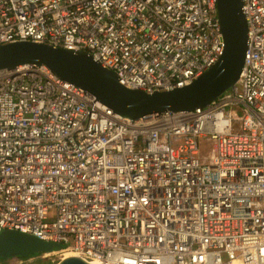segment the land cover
I'll return each mask as SVG.
<instances>
[{
	"label": "built area",
	"instance_id": "2783aa9c",
	"mask_svg": "<svg viewBox=\"0 0 264 264\" xmlns=\"http://www.w3.org/2000/svg\"><path fill=\"white\" fill-rule=\"evenodd\" d=\"M216 1L0 0V44L85 50L128 88L171 90L222 54ZM242 11L241 73L205 107L131 118L45 65L0 69V232L56 244L51 263H264V0Z\"/></svg>",
	"mask_w": 264,
	"mask_h": 264
},
{
	"label": "water",
	"instance_id": "95a60500",
	"mask_svg": "<svg viewBox=\"0 0 264 264\" xmlns=\"http://www.w3.org/2000/svg\"><path fill=\"white\" fill-rule=\"evenodd\" d=\"M243 0H217L216 17L224 47L217 61L192 82L171 90L146 92L123 85L85 50H71L28 40L0 44V69L20 64H42L55 75L81 87L119 115L138 118L164 111H185L209 105L235 85L247 45ZM56 244L16 229L0 232V258L26 257L49 252ZM54 264H91L81 255L68 254Z\"/></svg>",
	"mask_w": 264,
	"mask_h": 264
},
{
	"label": "rangeland",
	"instance_id": "374dc122",
	"mask_svg": "<svg viewBox=\"0 0 264 264\" xmlns=\"http://www.w3.org/2000/svg\"><path fill=\"white\" fill-rule=\"evenodd\" d=\"M36 259H39V260L40 259H48L51 262V258H49L47 256L42 257V256L37 255L35 257H29V258H26V259L22 258L23 262L21 264H34ZM2 260L3 259H0V264H9V260H12V259H8V260L6 259L5 261H2ZM12 264H18V261L16 259L13 260ZM47 264H51V263H47Z\"/></svg>",
	"mask_w": 264,
	"mask_h": 264
},
{
	"label": "trees",
	"instance_id": "16d2710c",
	"mask_svg": "<svg viewBox=\"0 0 264 264\" xmlns=\"http://www.w3.org/2000/svg\"><path fill=\"white\" fill-rule=\"evenodd\" d=\"M41 253H34V254H31V255H28V256H26V257H19V258H24V259H26V258H29V257H35V256H37V255H40ZM0 259H3V260H5L6 259V257H2V258H0ZM47 263H51L50 262V260H48V259H36V261L34 262V264H47Z\"/></svg>",
	"mask_w": 264,
	"mask_h": 264
},
{
	"label": "bare ground",
	"instance_id": "6f19581e",
	"mask_svg": "<svg viewBox=\"0 0 264 264\" xmlns=\"http://www.w3.org/2000/svg\"><path fill=\"white\" fill-rule=\"evenodd\" d=\"M53 250V249H52ZM51 250V251H52ZM45 253V252H44ZM68 254H72V253H66L65 255H68ZM42 254H40L39 256H41ZM11 257V256H10ZM10 257H8V258H10ZM12 257H17V256H12ZM42 257H45V256H42ZM17 258H19V257H17ZM19 259H22V258H19ZM52 261V260H51ZM55 263V262H54ZM54 263H51V264H54ZM227 264H238V263H236V262H229V263H227ZM262 264H264V263H262Z\"/></svg>",
	"mask_w": 264,
	"mask_h": 264
},
{
	"label": "crops",
	"instance_id": "0c3cea01",
	"mask_svg": "<svg viewBox=\"0 0 264 264\" xmlns=\"http://www.w3.org/2000/svg\"><path fill=\"white\" fill-rule=\"evenodd\" d=\"M6 259H7V260H8V259H12V260H9V264H12V263H13V260H14V259H13L12 257H10V258H6ZM6 259H5V260H6ZM5 260H2V261H5Z\"/></svg>",
	"mask_w": 264,
	"mask_h": 264
}]
</instances>
